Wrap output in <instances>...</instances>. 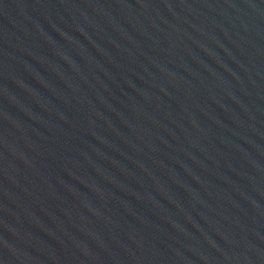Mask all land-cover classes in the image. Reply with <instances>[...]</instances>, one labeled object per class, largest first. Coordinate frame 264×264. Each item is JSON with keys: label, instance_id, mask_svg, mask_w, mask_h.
I'll return each mask as SVG.
<instances>
[{"label": "water", "instance_id": "obj_1", "mask_svg": "<svg viewBox=\"0 0 264 264\" xmlns=\"http://www.w3.org/2000/svg\"><path fill=\"white\" fill-rule=\"evenodd\" d=\"M0 264H264V0H0Z\"/></svg>", "mask_w": 264, "mask_h": 264}]
</instances>
